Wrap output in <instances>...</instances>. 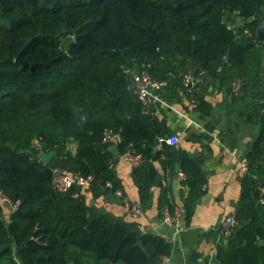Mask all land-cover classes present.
<instances>
[{
	"label": "trees",
	"instance_id": "trees-1",
	"mask_svg": "<svg viewBox=\"0 0 264 264\" xmlns=\"http://www.w3.org/2000/svg\"><path fill=\"white\" fill-rule=\"evenodd\" d=\"M230 13L249 19L244 28L256 39L264 0H0V190L20 201L8 219L0 210V264H86L85 257L162 264L171 252L166 236L138 233L128 222L93 212L77 188L59 192L52 178L64 162L68 172L92 175V187L117 192L109 144L102 142L104 130L112 129L121 134L120 153L144 159L132 175L145 207L158 182L156 161L171 168L177 150L165 141L156 148L162 136L132 87L126 60L168 85L193 65L209 77H238L247 49L226 22ZM199 107L208 113L203 100ZM263 142L264 123L245 154L238 226L227 246L218 247L215 264L263 262L258 199L264 184L252 178ZM41 152H53L48 163ZM180 166L190 215L207 178L185 152ZM159 203L173 208L166 189Z\"/></svg>",
	"mask_w": 264,
	"mask_h": 264
},
{
	"label": "crops",
	"instance_id": "crops-1",
	"mask_svg": "<svg viewBox=\"0 0 264 264\" xmlns=\"http://www.w3.org/2000/svg\"><path fill=\"white\" fill-rule=\"evenodd\" d=\"M225 19L241 45L252 44L245 47L246 61L240 76L233 77L226 72L209 77L199 66L193 65L186 72L193 79L190 89L184 88L183 74H180L172 76L174 82L169 85L165 83L149 91L144 112L153 118L162 137L176 136L178 143L174 145L177 152L172 157L171 168L164 169L161 160L156 161L158 182L151 189L147 205L144 207L140 202L138 186L132 175L133 166L122 153L118 162L113 164L121 194L103 187L89 186L78 190L93 212L128 222L138 233L166 236L171 243L170 264L217 262L218 247L227 246L230 236L223 232L221 225L226 216L235 215L240 205L242 183L247 172L243 167L245 154L263 124L259 119L264 111V45L244 28L249 19L236 13L227 14ZM237 85L238 90L234 91ZM200 100L206 102L208 113L200 109ZM181 152L195 159L202 156L203 161L199 163L207 178L203 193L190 215L186 211L188 187L180 174ZM45 153L41 152L40 158ZM261 158L252 178L264 184V153ZM165 189L174 206L182 211L181 223L185 228L179 232L162 224L165 207L159 203V198ZM133 205L141 211L137 217L130 215ZM1 215L9 218L3 206ZM261 217L264 223V214ZM84 259L86 264H102L93 257Z\"/></svg>",
	"mask_w": 264,
	"mask_h": 264
},
{
	"label": "built area",
	"instance_id": "built-area-1",
	"mask_svg": "<svg viewBox=\"0 0 264 264\" xmlns=\"http://www.w3.org/2000/svg\"><path fill=\"white\" fill-rule=\"evenodd\" d=\"M247 32V31H246ZM132 87L134 88L135 92L141 98L143 105L147 104L148 94L150 89L153 87H159L166 82H158L149 74L146 70L136 71L132 74ZM183 85L185 88L190 89L193 85V79L191 74L186 73L183 76ZM238 90V85L234 87V91ZM122 141V137L120 132L114 131L112 129H105L102 137V142L107 144H118ZM165 141L171 145H175L178 143V139L176 136L170 137H160L159 143L157 144L156 148L159 150L161 149V143ZM164 159V155L161 156ZM124 159L127 160L132 164V166H139L144 161L143 157L140 154H135L134 152H127L124 154ZM243 167L247 170V161L245 160L243 163ZM181 176H184L183 173H180ZM93 181L92 175H80L78 173L72 172H64V171H56L52 178V183L54 188L59 192H66L69 191L70 188H76L77 186L89 187L91 186ZM110 185V182L107 183ZM264 193V185L261 186L260 189ZM118 194H121L120 190L117 191ZM258 203L264 206V194L259 197ZM20 201H12L9 197H7L1 190H0V205L7 209V212L10 214L14 212L17 207L19 206ZM141 213L140 209L133 205L130 208V215L132 217H137ZM182 219V211L178 206H173L172 209L169 207H165L163 217H162V224L168 226L175 230V232H179L185 228V226L181 223ZM238 226V221L234 214L226 216L222 222V230L226 235H231L236 227ZM162 264H170V255H164L162 257Z\"/></svg>",
	"mask_w": 264,
	"mask_h": 264
},
{
	"label": "water",
	"instance_id": "water-1",
	"mask_svg": "<svg viewBox=\"0 0 264 264\" xmlns=\"http://www.w3.org/2000/svg\"><path fill=\"white\" fill-rule=\"evenodd\" d=\"M212 1L216 2V1H221V0H212ZM256 40L260 43H264V20L258 25V27L256 29ZM251 45L252 44H247V45H245V47L249 48ZM128 50H129V48H123L120 51L126 52ZM16 61H19V62L22 61L20 56L17 57ZM170 80L174 82V77H171ZM259 121L261 123H264V111L262 112ZM257 135H259V133H257ZM108 150L112 155L111 163L116 164L118 162L119 155H120L118 147L115 144H110L108 146ZM52 156H53V152L45 153L41 156V159H42L43 163L46 164L52 158ZM158 157H159V152L156 151V153L154 155V159H158ZM197 160H198V162H202L203 161L202 156H197ZM76 188H77V190H81L82 187L77 186ZM73 189L74 188H70V191H72ZM0 210H1V205H0ZM262 242H263L262 239H259L258 244L261 245ZM137 245L142 247L143 246L142 241L139 240L137 242Z\"/></svg>",
	"mask_w": 264,
	"mask_h": 264
},
{
	"label": "rangeland",
	"instance_id": "rangeland-1",
	"mask_svg": "<svg viewBox=\"0 0 264 264\" xmlns=\"http://www.w3.org/2000/svg\"><path fill=\"white\" fill-rule=\"evenodd\" d=\"M136 69H137V60H133L132 58H128L126 60V71H127L128 75H129V77H131L132 74L134 72H136ZM231 92H232V87H231ZM67 166H68V164L63 162L62 163V167H59L57 170L66 171V172L71 171V168H68Z\"/></svg>",
	"mask_w": 264,
	"mask_h": 264
}]
</instances>
